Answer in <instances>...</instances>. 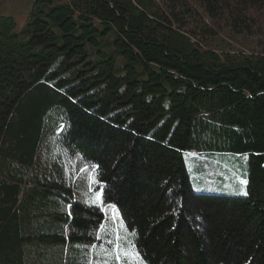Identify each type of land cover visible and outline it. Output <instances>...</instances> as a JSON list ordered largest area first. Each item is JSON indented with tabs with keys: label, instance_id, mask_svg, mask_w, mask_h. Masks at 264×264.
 <instances>
[{
	"label": "trees",
	"instance_id": "obj_1",
	"mask_svg": "<svg viewBox=\"0 0 264 264\" xmlns=\"http://www.w3.org/2000/svg\"><path fill=\"white\" fill-rule=\"evenodd\" d=\"M192 152L248 153L247 195L195 192ZM100 234L119 260L89 257ZM122 239L145 264H264V0L0 16V264H129Z\"/></svg>",
	"mask_w": 264,
	"mask_h": 264
},
{
	"label": "rangeland",
	"instance_id": "obj_2",
	"mask_svg": "<svg viewBox=\"0 0 264 264\" xmlns=\"http://www.w3.org/2000/svg\"><path fill=\"white\" fill-rule=\"evenodd\" d=\"M33 5L34 0H0V16L11 17L15 22L16 30H20L32 11ZM216 40L223 42L225 40L231 42L232 46H241L236 44L234 37L225 33H221ZM245 154L246 160L243 158ZM247 160L248 153L192 152L184 154L192 189L195 192L204 193L243 195L241 189L246 191V185H241L238 177L246 179ZM98 239L99 243L90 247L89 257L92 260L95 257L97 261L105 258L109 263L112 262L113 256L117 254V247H112V237L108 234H100ZM128 243L127 239H122L123 253L125 250L131 253L126 256L128 263L145 264L137 252L130 249Z\"/></svg>",
	"mask_w": 264,
	"mask_h": 264
},
{
	"label": "snow or ice",
	"instance_id": "obj_3",
	"mask_svg": "<svg viewBox=\"0 0 264 264\" xmlns=\"http://www.w3.org/2000/svg\"><path fill=\"white\" fill-rule=\"evenodd\" d=\"M243 158L246 160V159H247V155L245 154ZM238 179H239L241 185H246V184H247V180H246V179H240L239 177H238ZM241 193H242L243 195H247V192L244 191L243 188L241 189ZM96 200H101V195H100V193H97V194H96ZM108 207H109V208H114L113 205H108ZM110 243H111V241H110ZM116 247H117L116 259L119 260V259L121 258V257H120V254H119V253H120V250H121V249H120V245L117 244ZM130 254H131V253H129L127 250L124 251V255H125V256L130 255ZM137 255H138V254H137Z\"/></svg>",
	"mask_w": 264,
	"mask_h": 264
}]
</instances>
